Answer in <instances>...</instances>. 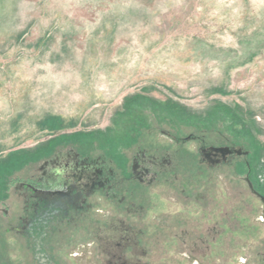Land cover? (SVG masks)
Here are the masks:
<instances>
[{
	"label": "rangeland",
	"instance_id": "obj_1",
	"mask_svg": "<svg viewBox=\"0 0 264 264\" xmlns=\"http://www.w3.org/2000/svg\"><path fill=\"white\" fill-rule=\"evenodd\" d=\"M201 140L247 151L264 194V0H0V264L21 255L9 229L24 209L19 181L68 147L123 172L137 149L168 150L184 166L131 186L130 212L100 201L88 222L55 237V263L205 264L172 244L144 253L177 213L207 221L189 207L205 203L242 221L241 243L227 233L209 244L241 264L238 252L263 235L245 227L262 203L244 167L189 163Z\"/></svg>",
	"mask_w": 264,
	"mask_h": 264
},
{
	"label": "flooded vegetation",
	"instance_id": "obj_2",
	"mask_svg": "<svg viewBox=\"0 0 264 264\" xmlns=\"http://www.w3.org/2000/svg\"><path fill=\"white\" fill-rule=\"evenodd\" d=\"M168 137L176 144L184 141L169 134ZM201 141L196 147L198 156L189 158L190 164L196 163L198 167H205L204 169L228 165L238 172L243 170L242 167L246 169L242 179L252 195L261 201L262 204L255 211L262 218L247 221L248 226L245 227L247 231L255 233L256 229L261 228L263 235L256 238V244L250 246L247 252H238L236 256L243 255L240 258L241 264H264V200L254 192L263 198L264 194L259 188L260 183L254 177V167L248 152L229 144ZM220 149H226L224 156ZM177 159L168 150L151 153L146 149H137L129 157L127 172L125 167L123 172V169L120 170L118 166L116 168L112 161L105 160L102 156L82 155L72 147L54 151L52 155L38 162L29 177L18 183L19 189H22L19 193L24 198V213L18 216V222L9 227L18 236L21 244L18 245V253L21 255L13 263L57 264V253L54 252L57 235H62L67 228H74L82 221L88 222L86 217L102 200H109L113 206L115 201L116 204H125L126 212H130L135 206L129 198L131 186L149 185L158 179L166 180L170 175L177 176L184 166V162ZM167 172L169 173L166 174ZM189 207L193 210L199 208L204 213L207 211L209 219L213 217L214 220L200 221L201 219L196 220L193 217L194 213L192 217L177 213L171 225L158 227L163 235L155 236L154 241L144 243V253H151L148 243H156L159 254L164 253L162 245L172 244V249L178 250L177 253L195 261L210 264L206 261L215 258L221 260V264H226L228 254L224 252L213 256L209 244L219 241L226 244L227 233L232 235L231 240L241 243V237L235 238L234 233L243 228L242 221L228 220L229 210L226 204L213 205L215 214L205 203H192ZM252 214L254 216V210Z\"/></svg>",
	"mask_w": 264,
	"mask_h": 264
},
{
	"label": "water",
	"instance_id": "obj_3",
	"mask_svg": "<svg viewBox=\"0 0 264 264\" xmlns=\"http://www.w3.org/2000/svg\"><path fill=\"white\" fill-rule=\"evenodd\" d=\"M225 150L226 149H220V151L222 152V154H223V156L225 155ZM249 187L252 189V186H251V184L249 183ZM258 197H260V199L261 200H264V198L261 196V195H259L257 192H254Z\"/></svg>",
	"mask_w": 264,
	"mask_h": 264
}]
</instances>
